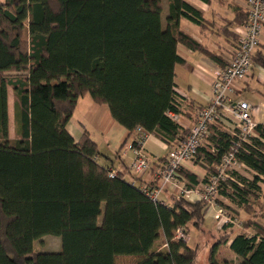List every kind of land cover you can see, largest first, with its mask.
Wrapping results in <instances>:
<instances>
[{
    "label": "trees",
    "instance_id": "16d2710c",
    "mask_svg": "<svg viewBox=\"0 0 264 264\" xmlns=\"http://www.w3.org/2000/svg\"><path fill=\"white\" fill-rule=\"evenodd\" d=\"M167 2L163 28L162 0H0V264H197L198 249L175 232L188 233L189 224L203 232L207 202L182 195L169 204L152 201L141 190L150 184L98 162L86 130L75 141L66 129L73 107L88 94L107 105L134 147L138 127L168 151L185 138L189 129L167 115L178 112L174 69L184 60L177 45L217 63L219 56L179 28L181 18L200 22L199 12L185 0ZM239 18L245 24L247 13ZM9 89L14 139L8 137ZM255 130L236 153L252 179L233 172L239 184L220 181L218 196L238 209L216 199L233 219L246 216L242 229L219 222L206 264H264V225L256 220L264 210V124ZM210 134L214 151L201 147L193 162L206 170L204 183L235 140L217 124ZM181 179L191 184L187 189L198 183L186 171ZM46 234L60 237L59 252L33 251ZM229 240L238 262L220 254Z\"/></svg>",
    "mask_w": 264,
    "mask_h": 264
},
{
    "label": "crops",
    "instance_id": "0c3cea01",
    "mask_svg": "<svg viewBox=\"0 0 264 264\" xmlns=\"http://www.w3.org/2000/svg\"><path fill=\"white\" fill-rule=\"evenodd\" d=\"M185 1L199 12L201 20L200 22H194L187 18H181L179 22L180 30L197 41L207 51L219 56V62L217 63L203 53L192 50L183 44L177 45V53L184 60V62L182 64H177L174 69V82L176 85L175 90L178 94V112L176 113L178 115V119L176 122L183 129H189V127L195 122L199 109L206 105L211 98V83L214 79L215 73L219 69H222V66L227 64V61L236 46V39H238L243 26V24L239 22V17L247 13V5L246 0ZM164 11V18H166L168 12L167 0H162L161 14ZM164 24L165 23H162V25ZM255 57L253 58L250 77L246 81L238 83L236 85V89L230 94V97L233 102L243 100L249 103L252 107V117L256 124L259 125L264 124V65L256 59L264 61V25L259 37V44ZM92 103L95 104L93 101ZM97 106H106V110L108 112L106 113V117L109 116L112 120L109 121L106 119L105 123L107 124H102L103 128L100 132L101 142L103 140L107 147L116 153L114 161H112V158L109 156L105 158L109 161V163L105 165L114 168L117 172L122 173L124 178L129 181H135L136 184H153L155 172L161 168L163 164L162 161H159V159L165 156L168 152L167 145L154 136H148L143 143V148L152 161L151 170L145 171L139 175H134L130 168L133 154L131 150L128 149V144L131 142L133 137L128 136V132L112 119L107 105ZM7 115L8 137L10 139H14V97L10 89L8 90L7 97ZM217 125L222 131L229 133L231 128L230 125L220 123ZM66 129L75 141L81 137L83 130H86L90 138L93 140L92 133L88 131L82 123L74 119L73 113L66 124ZM254 136H257L256 132ZM93 141L96 143L100 153L102 143L95 140ZM100 157H103L102 154H100ZM100 157L97 158L99 163H101L99 159H102ZM246 169L251 171L249 168ZM183 171L195 175L198 181L197 184L191 186L193 192L186 199L192 202L200 200L206 170L198 164L186 162L184 163ZM251 172L253 174V171ZM181 183L182 185L184 184V187L191 185L186 179H182ZM177 196V191L174 188L167 187L161 194V200L165 204H169L171 200ZM225 202L227 205H230L232 209H238L237 206L231 204L229 200L226 199ZM204 217L206 223L208 221V217L212 218V215L207 210ZM245 217L246 216L242 212L237 215V224H232L235 231L242 229L239 225ZM238 218L241 220L238 221ZM256 220L264 225V210L263 216L257 217ZM188 226L186 243L189 247L197 249L200 248L203 239L206 240L205 243H207L209 249L210 245L214 241L213 236L217 235L219 230H216L215 225L213 228H209L204 224V231L199 232L193 224H189ZM191 227H193L197 232L196 237L191 236ZM246 231L249 235L253 232L250 229H247ZM210 240L212 241L211 244H209ZM229 243L230 240L226 243L224 249L220 251V254L228 260L230 259L234 262H238V257L228 250ZM165 246L166 245L163 242L160 248H164ZM208 249L206 251V260ZM197 264L199 263L197 262Z\"/></svg>",
    "mask_w": 264,
    "mask_h": 264
},
{
    "label": "built area",
    "instance_id": "2783aa9c",
    "mask_svg": "<svg viewBox=\"0 0 264 264\" xmlns=\"http://www.w3.org/2000/svg\"><path fill=\"white\" fill-rule=\"evenodd\" d=\"M246 5L247 21L242 26L227 64L215 73L211 83L212 94L209 102L199 109L197 118L189 127L185 138L168 151L161 168L155 172L154 183L141 186L143 193L160 204H164L161 194L167 187L174 188L178 195L188 198L193 189H187L181 183L184 163L194 162L201 147L207 145L211 152L214 151V146L209 142L212 125L219 123L230 125L229 134L234 136L235 140L215 167L216 172L207 175L200 198L207 202L208 211L214 212L212 216L215 219L232 224H237V221L216 202L220 181L230 179L238 183L232 173L247 167L238 160L236 153L242 143H248L250 137H254L257 124L252 117L251 105L243 100L233 102L230 94L236 89L238 83L246 81L251 75L253 57L264 25V0H246ZM167 115L174 121L178 119V115L174 112H168ZM137 131L140 132L137 136V147L132 146L133 139L128 144V149L133 154L130 168L134 175L142 174L150 170L152 166V161L143 148V143L148 136L141 133L139 127ZM115 174L114 170L109 172L111 177ZM175 238L187 239L183 228L176 230Z\"/></svg>",
    "mask_w": 264,
    "mask_h": 264
},
{
    "label": "rangeland",
    "instance_id": "374dc122",
    "mask_svg": "<svg viewBox=\"0 0 264 264\" xmlns=\"http://www.w3.org/2000/svg\"><path fill=\"white\" fill-rule=\"evenodd\" d=\"M165 11L161 14V22L165 23ZM163 28L165 26L162 25ZM73 117L76 119V121H79L82 123L88 131L92 133L93 140L97 142H101V129L103 128V125L106 122V119L109 121H112L109 116L106 117V106L100 107L92 103L89 95L87 94L84 98H80L78 101V104L73 107ZM107 123H105L106 125ZM102 149L100 150V154H102L103 157H100L102 159H99L102 165H105L109 163L106 157H111L112 161L115 160L116 153L115 151L110 150L107 145L102 140ZM104 143V144H103ZM239 175L242 177H247L249 179H252L253 174L251 171L247 170L246 168H240L238 169ZM184 185V184H183ZM262 188V191L264 192V185H260ZM217 200L219 202L226 204V199L224 197L218 196ZM211 215L214 216V212L212 210L209 211ZM208 217V221L205 223L207 227H214L216 230L219 229V219H215V217ZM238 221L241 219H237ZM264 222V220H263ZM214 228V229H215ZM190 234L193 237H196L197 232L193 227L190 229ZM206 240L203 239L200 248L198 249V255H197V262L199 264H206V251L208 249L207 243H205ZM212 241H209V244H211ZM192 245V244H190ZM61 250V240L59 236L52 235V234H46L40 237L39 239L35 240L33 242V251L34 252H59ZM228 256V255H227ZM230 260V259H229ZM233 261V260H231Z\"/></svg>",
    "mask_w": 264,
    "mask_h": 264
}]
</instances>
